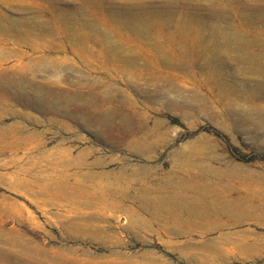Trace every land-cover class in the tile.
Segmentation results:
<instances>
[{
    "label": "rangeland",
    "instance_id": "obj_1",
    "mask_svg": "<svg viewBox=\"0 0 264 264\" xmlns=\"http://www.w3.org/2000/svg\"><path fill=\"white\" fill-rule=\"evenodd\" d=\"M185 173L247 221L145 214ZM260 209L264 0H0V264H264Z\"/></svg>",
    "mask_w": 264,
    "mask_h": 264
},
{
    "label": "bare ground",
    "instance_id": "obj_2",
    "mask_svg": "<svg viewBox=\"0 0 264 264\" xmlns=\"http://www.w3.org/2000/svg\"><path fill=\"white\" fill-rule=\"evenodd\" d=\"M190 178H192V177H188L187 173H185L184 175H181V177L179 179L177 178L178 180L175 181L174 185H173V183H172V185H170L169 188L172 190V192L167 194V195L161 193L162 191H160V189L162 190L163 187L162 188L159 187L158 192L157 193L154 192L156 194L155 197L153 196L152 198L150 197V195H152V194H150L151 193V190H150L151 188L143 189V196H142V201H141V205L142 206H140V208L145 212V214H148V215H155L154 212L157 211V212L162 213L166 218H168V219L172 218V219H175V221L178 218H187L189 221L190 220H193V221L194 220L195 221L196 220H198V221L200 220V221H207L208 222L209 220H213V222H215L217 226H222V227H225V226L227 227V225H229V222H231V221L232 222L233 221H237V222L238 221L239 222L240 221L241 222L244 221V218L247 216V213H248L247 211L248 210L246 211L245 208H242L241 205L243 203L242 202L240 203L241 200L239 201V200H237L236 197H233V195H232L233 193L230 190V188L227 187V186H224L220 179H217L215 177L213 179L207 178L209 181L204 179L205 180L204 181V180H200V179H197V178H193V179H190ZM198 178H200V177H198ZM138 188H140V187H138ZM164 188L168 189V187L167 188L164 187ZM136 189H137V187H136ZM109 190H108V192H110ZM137 190H139V189H137ZM113 191H114V189H113ZM113 191H111V192H113ZM132 191H133V189H132ZM116 192H117V190H116ZM128 193H130V192H128ZM127 195H129V194H127ZM136 198H138V197H136ZM132 200H134V199H132ZM89 201H90V199H89ZM125 201L127 202V200H125ZM237 201H238V203H237ZM118 204H119V202H118ZM120 205L121 204H119V206ZM101 206H104V205L101 204ZM126 210H128V209H126ZM255 211H256V208H255ZM260 211H261V209H260ZM257 212H259L258 209H257ZM261 213L264 214V211L263 212L261 211ZM256 214L257 213H255L254 215H256ZM249 215H250V213L248 214V216ZM139 216H141V215H139ZM158 216H160V214ZM251 216H249V218ZM259 217H260V215L257 218L260 219ZM161 219H163V218L161 217ZM178 220H180V219H178ZM178 220H177V223H180V224L183 223V222H181V221H183V219L180 222H178ZM184 220L186 221V219H184ZM252 220H254V219L252 218ZM261 220H259V221H261ZM245 221H247V217H246ZM138 222H140V221H138ZM172 222L174 223V221H172ZM186 222L183 223V224H186ZM191 222H189V223H191ZM191 224H193V223H191ZM159 225H160V222H159ZM175 225H177V224H175ZM161 226L164 227L165 225H161ZM180 226H182V225H180ZM180 226H178V227H180ZM181 228L182 227H180L179 229H181ZM6 236L13 239V236L11 234H8V233L0 230V238H4L5 239Z\"/></svg>",
    "mask_w": 264,
    "mask_h": 264
}]
</instances>
